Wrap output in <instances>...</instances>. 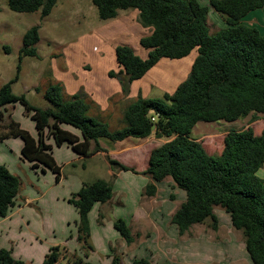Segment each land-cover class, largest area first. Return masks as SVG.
Returning <instances> with one entry per match:
<instances>
[{"label": "trees", "instance_id": "16d2710c", "mask_svg": "<svg viewBox=\"0 0 264 264\" xmlns=\"http://www.w3.org/2000/svg\"><path fill=\"white\" fill-rule=\"evenodd\" d=\"M59 0H9V8L20 14L51 15ZM101 20L115 19L120 11L137 10L139 21L151 34L140 40L148 51L146 59L130 46L116 49L120 71L109 73L118 78L127 96L131 84L141 80L163 59L181 60L194 51L198 55L189 77L173 94L162 99L139 96L124 112L126 127L112 132L109 125L90 116L91 105L80 94L64 100V87L51 86L44 98L51 107L32 106L25 96H17L13 85L20 79L24 57H37L40 27L35 26L24 36L17 75L0 87V140L21 138L22 156L30 163L44 165L54 172L59 169L52 156V147L64 144L89 157L107 152L100 142L112 143L129 138L147 139L152 136L166 142L154 149L149 167L143 173L153 182L145 188L147 197L157 194V183L172 179L173 188L183 190L186 201L176 211L172 223L185 235L193 226L212 221L218 229L215 209H224L232 226L241 231L252 264H264V180L258 176L264 166V132L232 130L224 138L220 155H209L203 144L191 137L199 122H236L250 115L264 117V36L256 29L242 24L249 13L264 8V0H210V7L226 22V27L211 34L208 27L210 8L199 0H92ZM1 12V7H0ZM9 51V48H7ZM21 104L31 113L38 137L34 138L13 120L5 122L8 106ZM69 126L80 137L65 130ZM94 144V148H92ZM113 171H129L128 167L107 157ZM133 171V170H132ZM134 172V171H133ZM22 189L21 179L6 166H0V218H6L15 208ZM114 189L106 180L85 186L71 200L79 212L78 242L86 256L94 251L91 243L89 215L96 204H106L114 197ZM127 244L134 238L124 220L114 223ZM63 248L53 247L42 264H60ZM71 264H92L81 257ZM0 264H26L15 259L10 250L0 244ZM113 264H120L114 258ZM132 264H151L135 260Z\"/></svg>", "mask_w": 264, "mask_h": 264}, {"label": "crops", "instance_id": "0c3cea01", "mask_svg": "<svg viewBox=\"0 0 264 264\" xmlns=\"http://www.w3.org/2000/svg\"><path fill=\"white\" fill-rule=\"evenodd\" d=\"M199 1L204 6L209 7L210 12L213 10L210 7V0H205L203 3L201 0ZM120 12L113 20H118ZM215 14L218 13L215 12ZM125 18L126 23L135 18L139 21V14L126 15ZM211 21L217 27L221 22L224 26L226 25L225 20L219 14L218 17L217 15L214 16ZM242 24L256 28L264 36V8L249 13L242 19ZM115 25L116 23L113 24V26ZM147 33L150 35L151 29H147ZM128 37L131 39V36L128 35ZM137 39L140 42L142 38ZM196 57L197 55L194 57L193 64ZM76 81L78 83L68 87L61 84L64 87L63 97L69 100L73 95H82L91 105L90 116L99 121H102L103 115L113 118L115 112L113 111L114 98L121 104L118 114L122 117L126 107L135 101L139 95L135 96L130 93L126 97L122 89H115L113 92V84L102 87L90 75L84 79V82L81 79L72 80V82ZM80 81L82 84H79ZM10 107L8 106L5 111V120ZM253 117H250L251 119L244 124L242 129L251 127L255 134L260 136L264 132V117L258 116L257 119ZM257 126H260V134H257ZM63 128L80 137L79 132L72 127L63 126ZM22 129L29 132L34 138L38 137L36 126L35 129ZM11 139L13 138L1 141L5 142ZM196 140L202 143L201 138ZM165 142V140L157 139L154 136L147 139L129 138L121 142L108 143V145L101 141V147L107 152L102 151L89 157H83L77 154L71 145L66 143L58 147L52 139H49L47 143L52 147L51 153L55 165L59 169L58 172H54L41 164L34 166L35 164L28 162L22 156L28 166L35 170L42 168L43 172L48 174L51 186L54 187L53 191L62 188L56 196L57 199L53 197V200L60 202L61 200L58 199H62V203L73 206L78 215L75 214L71 218L64 210L51 213L40 211L39 214L28 210L27 208L31 205L39 204L44 196L43 189L32 180V187L38 189L41 195L26 190L19 194L16 206L9 215L6 218H0L1 247L10 250L15 259L22 260L26 264H42L53 247L63 248L60 264H71L70 260L76 256L92 264H113L114 258L119 259L120 264H123L124 258V264H132L135 260L141 259L148 260L151 264H251L244 235L232 226L230 215L224 209L220 207L215 209L218 220V229L213 230L217 234L215 238L207 233L194 236L192 229L198 225L193 226L185 235H181L177 226L172 223V218L186 201V193L178 188H173L174 183L169 178L156 184V196L150 198L145 195L146 186L153 180L143 173L149 167L152 151ZM19 145H21L22 154L24 141L22 140ZM94 146L92 144V148ZM108 156L131 170L113 171L107 160ZM262 168L259 170L258 176L264 180L260 176ZM101 171H106L107 176H101ZM100 179L111 183L115 194L111 201L106 204H96L90 212L91 243L94 251L86 256L78 242L79 212L71 200L82 188L90 186ZM119 181L125 182L128 187L120 189ZM130 184L138 185L137 194ZM162 190H164L163 194L161 193ZM131 195L132 198H130ZM130 199L135 202V210L128 213L124 210L120 214L118 209H125L127 207L126 201L128 202ZM118 220H124L130 227L134 238L131 245L127 244L115 229L114 223ZM208 222L212 224V221ZM239 233L241 237H239Z\"/></svg>", "mask_w": 264, "mask_h": 264}, {"label": "rangeland", "instance_id": "374dc122", "mask_svg": "<svg viewBox=\"0 0 264 264\" xmlns=\"http://www.w3.org/2000/svg\"><path fill=\"white\" fill-rule=\"evenodd\" d=\"M201 1L203 3L205 0ZM0 7V87L13 80L17 75L20 51L24 45L23 40L26 32L35 26L41 27L40 42L36 45L38 56L23 58L20 79L13 85L14 94L25 96L28 102L36 108L46 109L52 106L44 98L45 92L51 86L62 84L68 87L78 83V81L72 82V80L81 79L84 82V79L89 75L96 79L102 87L113 84V92L115 89H122L118 78L109 77L111 71L115 73L120 71L116 62V49L119 46L132 47L142 59H146L148 56V51L141 47L137 38L148 37L147 29L149 28H144L136 18L133 21L130 20L129 24L125 21L126 15H138L137 10L121 11L119 21L113 19L105 21L99 18L98 10L92 0H59L51 15L44 19L41 18L40 13L13 12L9 8V0H0ZM216 15L218 17V14H215L213 10L209 13L208 27L211 34L226 27L223 22L218 23V27L213 24L211 19ZM114 23H116L115 26H113ZM128 35L131 36V39ZM195 55H198L197 51L182 60H161L145 77L131 84L130 93L135 96L139 94L138 97L141 96L144 99H162L165 94H173L189 77ZM88 72L89 75H87ZM81 81L79 84H82ZM91 81L93 82V80ZM130 93L127 96L124 95L128 97ZM64 99L68 100L65 97ZM113 107V111H115L113 118L103 115L102 118H104L101 120L109 125L112 132H115L125 128L126 123L124 116L121 117L118 114L121 104L117 102L116 98L113 99ZM252 116L232 123L199 122L191 137L193 139L201 138L209 155H219L224 149V138L227 133L232 130H241ZM8 120L17 122L22 128L35 129L31 113L26 111V108L21 104L10 107L5 122L7 123ZM1 125L0 132H2ZM259 130L260 126H257V134H260ZM102 141L105 145L112 143L107 139ZM21 142L22 139L17 138L5 142L0 140V166H6L12 174L21 179L20 194L28 190L34 191L36 195H41L38 189L32 187V180L43 189V200L27 209L38 214L40 211L51 213L64 210L71 218L75 214L78 215L75 208L63 204L62 199H58L61 200L60 202L53 200V197L56 198L62 188L53 191L54 187L51 186L48 174L43 172L42 168H37L36 171L26 164L22 159L21 145H19ZM262 169L260 176L264 178V168ZM100 174L103 177L107 176L106 171H101ZM118 185L120 189L128 187L125 182L121 181ZM130 186L136 190L135 194H137L138 185L130 184ZM161 193L163 194L164 190ZM126 204L125 209H118L120 214L124 210L127 213L135 210V202L132 199L126 201ZM213 230L211 222H207L204 225L195 226L192 229V234L197 237L207 233L215 238L217 234ZM238 235L241 237L240 233ZM220 236L222 235L220 234ZM97 244L100 245L99 242Z\"/></svg>", "mask_w": 264, "mask_h": 264}]
</instances>
